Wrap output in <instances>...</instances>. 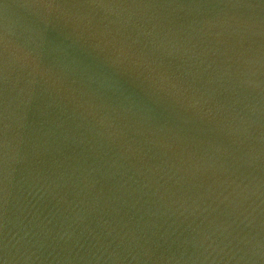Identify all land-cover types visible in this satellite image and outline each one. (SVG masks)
Wrapping results in <instances>:
<instances>
[{
  "label": "water",
  "instance_id": "water-1",
  "mask_svg": "<svg viewBox=\"0 0 264 264\" xmlns=\"http://www.w3.org/2000/svg\"><path fill=\"white\" fill-rule=\"evenodd\" d=\"M4 264H264V3L2 0Z\"/></svg>",
  "mask_w": 264,
  "mask_h": 264
},
{
  "label": "snow or ice",
  "instance_id": "snow-or-ice-1",
  "mask_svg": "<svg viewBox=\"0 0 264 264\" xmlns=\"http://www.w3.org/2000/svg\"><path fill=\"white\" fill-rule=\"evenodd\" d=\"M0 2H2V0H0ZM92 2L103 3L104 0H92ZM133 2H143V0H133ZM228 2L240 3V2H244V0H228ZM260 2L264 3V0H260ZM2 139H3V129H2V124H0V150H2V147H3ZM0 264H4V261L2 258H0Z\"/></svg>",
  "mask_w": 264,
  "mask_h": 264
}]
</instances>
